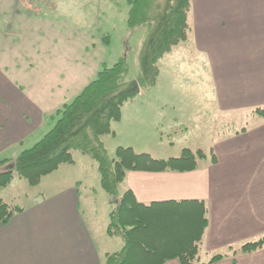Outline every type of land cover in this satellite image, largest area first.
<instances>
[{
    "label": "crops",
    "instance_id": "crops-1",
    "mask_svg": "<svg viewBox=\"0 0 264 264\" xmlns=\"http://www.w3.org/2000/svg\"><path fill=\"white\" fill-rule=\"evenodd\" d=\"M78 1L0 0V22L15 23L11 29L16 31H12L23 37V44L18 46L35 45L38 49L40 46L38 51L35 49L38 62L28 61L24 56L31 52L3 49V45L15 46L17 40L0 35L1 160L14 159L40 141L54 127L57 113L66 106L63 99L68 93L62 91L61 82L52 91L45 81L44 87L39 83L44 80L41 71L47 68L45 63L51 65V74H45L63 77L59 72L52 73V66L61 61L57 56L62 58L64 53L69 57L71 52L56 51L54 46L61 45L52 38L39 39L40 43L26 40L28 13L33 10L41 14L46 7L68 11L72 2ZM190 13V38L194 46L191 51L195 53L181 55V77L187 86L207 84L214 97L209 125L217 124L224 131L208 148L188 138L179 145L178 154L163 158H179L188 149L197 155L194 169L131 170L120 186V193L131 191L145 205L200 202L208 219L201 243L203 264H208L211 254L226 256L213 264H264V248L238 256L233 252L244 242L264 235V118L238 117L264 106V0H193ZM52 26L38 20L35 30L43 35V27ZM171 57L173 65L168 67V74L171 73L174 84L179 70L176 56ZM37 66L36 83L26 84L24 74ZM168 109L175 111V105H122L121 118L113 122L110 135L126 136L139 128L138 135L142 136L143 126L151 127L157 134L161 132L159 127L171 126L179 120V114L175 117L166 112ZM169 145L174 150L177 143ZM72 155L73 163H64L55 171L63 166L67 170L75 167L78 173L87 166L96 169L97 163L89 155L77 151ZM75 178L71 185L55 192L51 201L36 199L32 205L23 206V211L8 223L0 222V264H103L106 254L123 248L121 237L107 233L115 207L108 215L105 231L97 234L89 225L91 218H86L81 210V186L88 185L78 175ZM120 197L105 200V204L117 206ZM166 264L181 263L171 260Z\"/></svg>",
    "mask_w": 264,
    "mask_h": 264
},
{
    "label": "trees",
    "instance_id": "trees-1",
    "mask_svg": "<svg viewBox=\"0 0 264 264\" xmlns=\"http://www.w3.org/2000/svg\"><path fill=\"white\" fill-rule=\"evenodd\" d=\"M127 2L131 7L130 27L148 25L140 52L138 81L127 80L131 72L127 56H122L111 67L105 66L72 103L60 110L54 127L40 141L14 159L0 161V189L11 184L15 174L32 186L38 185L62 164L73 163L72 152L80 151L97 163L103 190L113 199L121 196L110 214L107 233L121 237L124 246L118 252L106 254L103 264H166L171 260L200 264L202 238L208 225L202 203L168 201L145 205L139 203L131 191L120 193V186L131 170H191L197 166V155L187 149L179 158L155 159L148 153L137 154L132 148L118 147L116 156L111 158L102 140L104 135L113 132L112 123L121 118L122 104L137 96L140 87L157 82V62L162 52L170 49L177 39L179 30L187 29L185 9L190 7L191 1ZM186 37L182 36L181 41ZM21 211L23 207L0 198V222L8 223ZM263 248L264 236L233 252L238 256ZM224 258L225 255L216 254L207 263H217Z\"/></svg>",
    "mask_w": 264,
    "mask_h": 264
},
{
    "label": "rangeland",
    "instance_id": "rangeland-1",
    "mask_svg": "<svg viewBox=\"0 0 264 264\" xmlns=\"http://www.w3.org/2000/svg\"><path fill=\"white\" fill-rule=\"evenodd\" d=\"M190 1V7L185 9L187 29L185 30L184 27L179 30L178 36L176 37L177 39L174 40L170 49L162 52L163 54L157 62L159 68V75L157 78L158 84L156 82L152 86L140 87L137 96L122 104L175 105V111H173V109H168L166 112L171 113L175 117L179 114L178 122L175 121V124L171 126L159 127L161 132L157 134L152 131L151 127L143 126L141 131H144V134L139 136V128L137 129V125L139 126V124L137 123V125H131L134 129H137V131L133 130L130 132L128 134L130 136H123L122 134H119L117 137L110 134L105 135L103 137L104 145L106 144L105 147L111 158L116 156L118 146H122L132 147L137 154L144 152L151 154L155 158L163 159L169 157V154H178L179 150L177 149H179V145L184 143V139L193 138L201 144V146L208 148L217 137L219 138V133L224 131V129L217 124L209 125V120L211 119L209 111L210 108L213 107L214 97L210 95L207 84L203 83L202 85H198L194 83L193 87L187 86L181 77V55L191 53L194 47L190 38V12L193 0ZM72 3L73 6H70L71 8L69 7L70 9L68 11L62 8L52 9L48 7H46L47 9L43 10L41 14L33 10L30 11L28 13L30 19L27 23L29 37L25 38L26 40H35L38 42L39 39L52 38L61 45L54 46L56 51L61 49L63 52H71L69 53V57L64 56V53L62 58L57 56L61 61L54 63L56 67L52 66V73L53 71L59 72V76L63 75V77L45 74H51V69L49 67L51 66L50 63H45L47 68L44 72L41 71L44 80L39 83V86L42 85L41 87H44L46 82L52 91L56 83L61 82L62 91L64 89L65 93H68L65 99H63L64 105L72 103L84 88L98 77L99 72L105 66H113L122 56H127L131 66V72L127 80L130 82L138 81L140 75V52L148 32V25L132 28L128 24L131 7L127 0H79L78 2ZM38 20L53 26L51 29H48L49 27H43L44 34H39L35 30ZM15 26V23L0 22V35L3 37L8 36L11 40H17L15 46L7 47L3 45V49H25L31 53L23 56L26 57L28 61L38 62L37 51L40 49V46L39 49L35 45L18 46V44L22 43L23 37H17L18 35L12 31L15 29L11 28H15ZM182 36L186 37L183 41H181ZM35 49L37 51H35ZM172 55H175L177 58L176 63L178 66L177 69L179 70V76L174 79V84L171 83V73L168 74V69L172 68L171 66L173 65L170 59ZM37 69L38 66L34 70L26 72V75L24 74V76H26L24 78L26 84L29 82L31 85L36 83L37 78L34 76H37V72H35ZM251 111L247 114L241 113L238 117L243 119L247 116L260 119L264 118V106L254 108ZM59 112L57 115L60 117ZM57 115L56 120L59 119ZM224 117H228V115H223V118ZM242 121L243 124L246 123V121ZM180 122H182L183 126H181ZM170 143H177L174 150H170ZM21 152H19L18 155ZM77 152L80 153L79 151ZM95 167L96 169L93 170L91 166H87V169L84 170L85 172L81 171L80 173H78L75 167L68 168V170L72 172L73 178L67 170V166H63L58 171L43 177L41 182L35 186L30 185L28 181L19 174H15L13 175L14 178L12 183L0 189V198L21 207H28L32 205L36 199L40 198H44L49 202L55 192L66 185H71L78 175L79 180H82V182L88 185V187L81 186L83 201L81 210H83V214L86 218H91L89 219V225L91 224L90 226L99 234L105 231L108 224V215L113 210V206L116 208V205H112L111 207L110 204H105V200L108 201V199L110 200L113 198H110L102 189L100 182H98L99 172L97 165ZM259 238L252 241H256ZM115 239L121 241L120 238ZM248 242H244L237 247L238 249H235L239 250ZM210 256L213 255L211 254ZM200 264H203V261Z\"/></svg>",
    "mask_w": 264,
    "mask_h": 264
},
{
    "label": "built area",
    "instance_id": "built-area-1",
    "mask_svg": "<svg viewBox=\"0 0 264 264\" xmlns=\"http://www.w3.org/2000/svg\"><path fill=\"white\" fill-rule=\"evenodd\" d=\"M47 2H52V1H54V0H46Z\"/></svg>",
    "mask_w": 264,
    "mask_h": 264
}]
</instances>
